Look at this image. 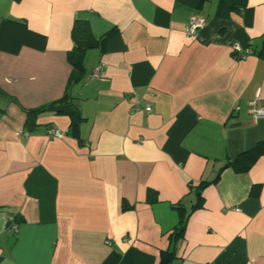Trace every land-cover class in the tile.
Masks as SVG:
<instances>
[{
	"label": "crops",
	"instance_id": "crops-1",
	"mask_svg": "<svg viewBox=\"0 0 264 264\" xmlns=\"http://www.w3.org/2000/svg\"><path fill=\"white\" fill-rule=\"evenodd\" d=\"M76 21L99 43L53 105ZM263 43L264 0H0V264H264V154L227 166L264 141L234 49Z\"/></svg>",
	"mask_w": 264,
	"mask_h": 264
},
{
	"label": "trees",
	"instance_id": "trees-1",
	"mask_svg": "<svg viewBox=\"0 0 264 264\" xmlns=\"http://www.w3.org/2000/svg\"><path fill=\"white\" fill-rule=\"evenodd\" d=\"M71 39L73 42L72 49L67 54V61L71 67V76L69 79V86L61 100L53 103V105L65 103L70 100V87L80 82L85 76L83 60L84 54L86 51L94 49L98 45V41L93 37L90 26L86 21H76L71 29ZM109 35V34H108ZM249 54L257 55L258 57H264V43L260 50L256 51L254 49L249 50ZM240 59L239 57H237ZM46 108H42L39 110H28L25 111L26 121L29 122V119L34 115H37ZM78 122H74L71 128L68 130L67 135H71L73 137L78 136ZM49 128V126H46ZM28 133V132H26ZM264 154V141L259 142L253 148L241 153L237 158L233 161L229 162L227 166H232L237 172H246L252 163L261 155ZM15 220V218H13ZM12 221V219H11ZM16 221V220H15ZM185 225L184 221H179L178 225L173 229L170 240L171 242H176L178 239L182 238L184 233ZM174 251L163 252L162 253V264H169L173 259Z\"/></svg>",
	"mask_w": 264,
	"mask_h": 264
},
{
	"label": "built area",
	"instance_id": "built-area-1",
	"mask_svg": "<svg viewBox=\"0 0 264 264\" xmlns=\"http://www.w3.org/2000/svg\"><path fill=\"white\" fill-rule=\"evenodd\" d=\"M206 20L202 19V18H198L195 16H192L189 18L188 24H187V28H186V34L190 37H194L198 35V31L205 25ZM235 51L237 53V56L240 59L245 58L247 55H249V51H244L242 52L237 46H235ZM92 77L94 78H99L101 77V71L99 69H96L93 71ZM257 98L255 100H253L252 102L249 103V108H248V113L250 115L253 116L254 119H261L264 118V105L261 106H257ZM133 111H138L139 108L138 107H134L132 109ZM143 111L148 114L151 111V108L149 105H146L143 108ZM23 134V133H22ZM47 134L49 135V137L51 138H55V139H59L63 136L64 133H61L58 129L56 128H49L47 131ZM23 136L27 137L28 134H23Z\"/></svg>",
	"mask_w": 264,
	"mask_h": 264
}]
</instances>
